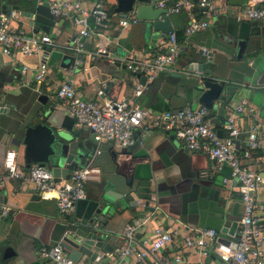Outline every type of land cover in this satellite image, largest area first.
<instances>
[{
    "label": "crops",
    "instance_id": "crops-1",
    "mask_svg": "<svg viewBox=\"0 0 264 264\" xmlns=\"http://www.w3.org/2000/svg\"><path fill=\"white\" fill-rule=\"evenodd\" d=\"M82 1L90 5L94 0ZM174 1L158 0L155 6L160 7L162 2L164 6L160 8L168 10L173 29L170 34H174L181 43V52L172 65L173 71L158 73L136 102L155 111L197 108L201 105L195 90L198 79L208 75L226 85H233L235 88L230 102L215 101V108L209 109L210 123L221 130L226 117L234 115L240 127V139H244L247 131L258 125L260 144L249 159L241 160L253 169L264 168V117L260 112L262 104L264 107V36L254 35V49L245 50L242 58H237V41L249 34L253 21L219 12L209 18L207 28L187 35L185 27L189 14L169 11ZM29 2L32 0L11 3L25 6ZM34 2L44 4L41 0ZM263 2L227 0L232 5ZM3 6V0H0V11L5 10ZM115 7L116 0H107L109 21L107 28L103 29L105 31L94 28L90 20L92 34L84 39L81 52L75 50L78 37L71 17L53 15V25L46 31L41 24L29 27L28 20L17 10L19 18L14 25L24 35L45 33L53 44L47 47L49 69L41 83L26 79L21 73L23 64L34 69L40 61L39 56L0 54V167L6 152L13 150L18 167L27 172L24 145H16L14 138L18 129L23 127L24 115L38 96L47 97L51 109L49 119L53 122H60L65 115L71 117L55 94L57 84L65 79L71 78L77 94L86 100L102 103L106 99L132 97L134 84L143 81V77L127 70L126 56L134 51L142 56L152 54L157 44L169 35L160 34L154 39L149 22L138 19L122 28L118 23L123 17L114 12ZM193 12L197 13L196 8ZM127 17H135V13ZM98 46L105 47L106 54H98ZM99 90L103 91V95L98 94ZM242 101H246L247 105L245 111L239 112L237 108ZM73 128L90 135L87 128L77 127L75 123ZM134 133L136 143L128 148L112 142H91V150L85 153L78 166L90 164L99 169L97 177L85 183L86 199L102 192L133 198L121 200L116 211L105 221L104 227L109 231L105 244L113 248V253L121 246L122 231L130 222L137 223L139 236L150 237L156 226L166 228L184 223L193 228H214L222 237H230L221 230L238 222L243 204L236 184L233 181L223 182L229 174L228 168L224 167L223 173L215 172L211 159L204 151L187 150L171 131L137 129ZM0 192L10 207L8 215L0 217V243L4 244L0 246V261L4 264L13 261L2 260L6 246H11L17 253V259L24 264H52L39 257L40 248L61 245L74 233H80L76 223H89L83 218L86 208L82 209L80 217L76 216V209L71 214H60L54 200L38 198L26 179L8 178ZM97 220L102 221L103 218L97 217ZM110 255L107 256L108 262ZM79 260L87 262L84 255ZM200 262L219 263L214 254L205 257L190 254L187 264Z\"/></svg>",
    "mask_w": 264,
    "mask_h": 264
},
{
    "label": "built area",
    "instance_id": "built-area-1",
    "mask_svg": "<svg viewBox=\"0 0 264 264\" xmlns=\"http://www.w3.org/2000/svg\"><path fill=\"white\" fill-rule=\"evenodd\" d=\"M50 7L57 17H71L77 31L75 50L81 52L84 39L92 34L93 27L107 28L109 11L107 0H94L90 5L82 0H41ZM219 2V3H218ZM175 0L169 11H185L189 21L185 33L191 35L208 27L209 18L219 12L235 16L241 20L257 21L264 19V2L244 5L228 4L227 0ZM163 7L162 2L159 3ZM196 8L197 13L193 12ZM19 12L11 9L0 11V54L13 53L25 57L39 56L38 65L32 69L27 64L21 66L26 79L41 83L48 75L47 47L53 41L47 34L26 36L14 25ZM136 22L135 17L119 20L123 28ZM105 31V30H103ZM98 54H106L103 46H98ZM181 52V43L174 34H169L157 44L152 54L142 56L130 52L125 58L129 72L143 77L134 84L132 97L119 100L106 99L102 103L80 97L71 78L57 84L56 97L64 104L67 113L77 127L91 130L97 143L112 142L121 147H132L136 140L134 131L161 128L171 131L189 151H204L211 159L214 171L223 173L227 167L229 174L224 183L233 181L243 204V213L237 222V230L222 241V236L214 228H193L184 223L168 227L156 226L150 237L139 236L137 223H127L122 231V244L110 255V264H187L190 254L200 257L214 254L218 264H264V168L253 169L241 158L249 159L260 141L257 137L259 126L247 131L240 139V127L234 115L226 117L222 129L213 127L209 120L210 111L200 105L197 108L184 107L176 110L155 111L139 106L136 98L148 89L151 80L162 71H173L172 65ZM103 95V91H98ZM246 101L238 106L245 111ZM251 110V108L249 109ZM99 169L90 164L74 169L68 178L55 177L52 172L40 165L31 163L27 172L16 162L15 151H7L0 167V189L5 180L26 179L33 190L43 200H54L60 214L74 212L77 201L85 198V183L97 177ZM10 207L4 202L0 192V217L8 215ZM39 257L52 264H87L69 258L61 245L42 247ZM0 264H4L0 261ZM200 264H204L200 262Z\"/></svg>",
    "mask_w": 264,
    "mask_h": 264
},
{
    "label": "water",
    "instance_id": "water-1",
    "mask_svg": "<svg viewBox=\"0 0 264 264\" xmlns=\"http://www.w3.org/2000/svg\"><path fill=\"white\" fill-rule=\"evenodd\" d=\"M15 0H3L4 11L16 9L20 15L28 20L29 27L42 25L44 30H48L53 25V14L48 6L36 3L34 0L22 6L12 4ZM20 1V0H16ZM158 0H116L114 12L121 17H127L135 13L138 20L149 22V29L152 31L154 39L160 34L169 35L173 32L166 8L156 7ZM7 3V4H6ZM6 4V5H5ZM252 29L248 35L237 41V58H242L245 50H253L255 41L253 36L261 34L264 36V19L252 22ZM195 87L197 91V101L208 109L215 108V101L230 102L233 85H226L210 76L198 79ZM263 99H264V91ZM260 112L264 117V107ZM49 105L47 97L38 96L21 122L22 128L18 129L15 139L16 145H24V162L29 167L31 163H39L48 168L55 177L68 178L70 173L82 162L85 153L91 150V142L95 141L91 130L90 135H85L78 128H73V118L65 115L60 122L50 120ZM135 132V131H134ZM135 134V133H134ZM108 193L95 195L91 199H81L76 203V216L80 217L82 209L86 208L83 218L88 220V224L76 223L75 227L80 233H74L71 239H66L61 245L67 252L70 259L77 261L84 255L87 264H110L107 260L108 254L113 253V248L108 246L106 238L109 231L104 227L106 219L118 208L121 200L133 199L130 195L116 196ZM39 198V195L37 196ZM113 201V202H112ZM98 218H103L98 221ZM237 227L234 222L230 228L223 227L221 232L232 235ZM225 241V238H222ZM4 245L0 243V246ZM2 260H13L11 264H24L17 259V253L11 246L3 248ZM101 250L103 252H101Z\"/></svg>",
    "mask_w": 264,
    "mask_h": 264
}]
</instances>
